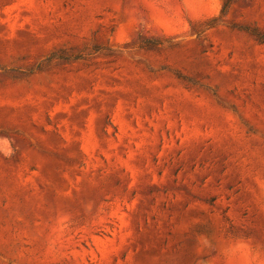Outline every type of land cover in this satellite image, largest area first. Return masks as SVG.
Instances as JSON below:
<instances>
[{
	"label": "rangeland",
	"instance_id": "rangeland-1",
	"mask_svg": "<svg viewBox=\"0 0 264 264\" xmlns=\"http://www.w3.org/2000/svg\"><path fill=\"white\" fill-rule=\"evenodd\" d=\"M237 240L264 264V0H0V264Z\"/></svg>",
	"mask_w": 264,
	"mask_h": 264
},
{
	"label": "clouds",
	"instance_id": "clouds-1",
	"mask_svg": "<svg viewBox=\"0 0 264 264\" xmlns=\"http://www.w3.org/2000/svg\"><path fill=\"white\" fill-rule=\"evenodd\" d=\"M204 243L207 244V241L204 240ZM243 247H245L244 242L241 240H237L234 245L225 249L224 257L226 259V264H233L234 257Z\"/></svg>",
	"mask_w": 264,
	"mask_h": 264
},
{
	"label": "trees",
	"instance_id": "trees-1",
	"mask_svg": "<svg viewBox=\"0 0 264 264\" xmlns=\"http://www.w3.org/2000/svg\"><path fill=\"white\" fill-rule=\"evenodd\" d=\"M147 42L156 43V40H147Z\"/></svg>",
	"mask_w": 264,
	"mask_h": 264
}]
</instances>
